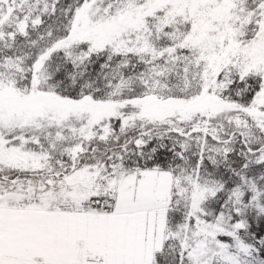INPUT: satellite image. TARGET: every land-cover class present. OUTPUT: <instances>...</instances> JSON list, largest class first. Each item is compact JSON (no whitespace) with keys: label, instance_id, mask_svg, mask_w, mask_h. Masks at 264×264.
Segmentation results:
<instances>
[{"label":"snow or ice","instance_id":"snow-or-ice-1","mask_svg":"<svg viewBox=\"0 0 264 264\" xmlns=\"http://www.w3.org/2000/svg\"><path fill=\"white\" fill-rule=\"evenodd\" d=\"M0 264H264V0H0Z\"/></svg>","mask_w":264,"mask_h":264}]
</instances>
